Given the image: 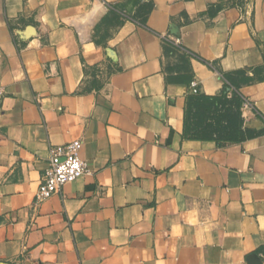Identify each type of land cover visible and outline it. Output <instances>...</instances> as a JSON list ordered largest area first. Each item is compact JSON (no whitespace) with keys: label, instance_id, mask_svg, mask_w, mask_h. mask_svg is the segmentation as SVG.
Returning <instances> with one entry per match:
<instances>
[{"label":"crops","instance_id":"obj_1","mask_svg":"<svg viewBox=\"0 0 264 264\" xmlns=\"http://www.w3.org/2000/svg\"><path fill=\"white\" fill-rule=\"evenodd\" d=\"M193 81L250 135L187 136ZM0 264H264V0H0Z\"/></svg>","mask_w":264,"mask_h":264},{"label":"built area","instance_id":"obj_2","mask_svg":"<svg viewBox=\"0 0 264 264\" xmlns=\"http://www.w3.org/2000/svg\"><path fill=\"white\" fill-rule=\"evenodd\" d=\"M173 40L178 44L181 42L179 37H174ZM191 89L193 93L201 92L197 81L192 82ZM81 146L82 141L79 139L50 146L49 166L36 193V202L61 192L66 183L92 171L89 162L80 156Z\"/></svg>","mask_w":264,"mask_h":264},{"label":"rangeland","instance_id":"obj_3","mask_svg":"<svg viewBox=\"0 0 264 264\" xmlns=\"http://www.w3.org/2000/svg\"><path fill=\"white\" fill-rule=\"evenodd\" d=\"M191 116L198 123L199 135L211 136L220 141H227L229 135L235 136L241 130L245 136L250 135V129L245 125L241 107L236 101H229L225 106L204 110L192 106Z\"/></svg>","mask_w":264,"mask_h":264},{"label":"trees","instance_id":"obj_4","mask_svg":"<svg viewBox=\"0 0 264 264\" xmlns=\"http://www.w3.org/2000/svg\"><path fill=\"white\" fill-rule=\"evenodd\" d=\"M236 101L240 107L243 105V98L234 90H232L229 86L226 87V90L221 95H207L202 92L200 93H193L191 92L188 97V102L186 106V114H185V134L189 137L193 138H214L211 136H203L199 135L196 131L198 130L199 126L198 123L193 120V116H191L192 106H197L204 110H209L213 107L225 106L228 104L229 101ZM243 134V131H239L237 135L227 137V141H238L243 140L246 138ZM217 139V138H216ZM219 140V139H218Z\"/></svg>","mask_w":264,"mask_h":264}]
</instances>
